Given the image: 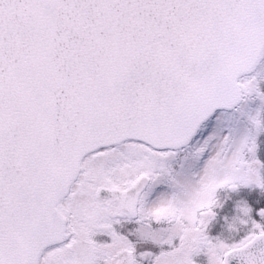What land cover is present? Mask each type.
Instances as JSON below:
<instances>
[{
    "label": "snow or ice",
    "instance_id": "1",
    "mask_svg": "<svg viewBox=\"0 0 264 264\" xmlns=\"http://www.w3.org/2000/svg\"><path fill=\"white\" fill-rule=\"evenodd\" d=\"M0 264H264V0H0Z\"/></svg>",
    "mask_w": 264,
    "mask_h": 264
}]
</instances>
